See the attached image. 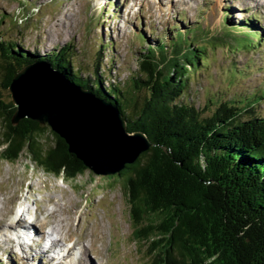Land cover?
Masks as SVG:
<instances>
[{
    "label": "trees",
    "instance_id": "16d2710c",
    "mask_svg": "<svg viewBox=\"0 0 264 264\" xmlns=\"http://www.w3.org/2000/svg\"><path fill=\"white\" fill-rule=\"evenodd\" d=\"M255 22L239 26L227 17L226 36L211 44L199 42L200 26L183 32L171 25L174 36L168 43L158 36L155 48L138 34L144 79H134V90L117 81L104 85L103 56L111 46L103 42L91 70L74 62L71 44L42 55L0 35L3 159L14 163L26 152L46 173L67 180L88 170L47 125L27 118L12 124L16 107L9 87L14 77L30 65L48 64L68 82L115 106L128 132H141L150 141L149 150L117 174L125 180L135 239L149 244L154 264H264V115L255 114L264 89L259 97L221 100L210 115L189 98L196 72L209 65V48L228 40L238 51L261 46L263 32L243 29ZM228 73L235 77L244 71L235 67Z\"/></svg>",
    "mask_w": 264,
    "mask_h": 264
},
{
    "label": "rangeland",
    "instance_id": "374dc122",
    "mask_svg": "<svg viewBox=\"0 0 264 264\" xmlns=\"http://www.w3.org/2000/svg\"><path fill=\"white\" fill-rule=\"evenodd\" d=\"M227 17L239 26L256 20L243 29L245 33L263 32L261 46L238 51L228 40L209 48V65L200 66L196 72L189 98L204 115H210L221 100L262 95L264 0H0V35L42 55L71 44L77 56L74 62L91 70L99 60L97 51L103 42L111 46L103 56L106 67L101 72L108 80L104 85L117 81L124 89L134 90V79H144L139 63L144 49L138 34L143 33L155 48L158 36L166 43L174 36L169 32L171 25L177 24L183 32L200 26L199 42L211 44L213 39L226 36ZM235 67L244 74H229ZM137 86L143 84L137 81ZM255 114L264 115V99L255 105ZM2 151L0 147V264H37L33 253L25 255L23 248L12 242L17 232L6 227L20 209L25 211L24 222L34 225L32 229L41 232L38 234L55 228L62 242L72 241V251H76L55 264H82L84 253L87 264L155 263L149 244L135 239L124 178L98 175L88 169L67 180L46 173L26 152L13 163L3 159ZM33 230L29 233L36 234Z\"/></svg>",
    "mask_w": 264,
    "mask_h": 264
},
{
    "label": "water",
    "instance_id": "95a60500",
    "mask_svg": "<svg viewBox=\"0 0 264 264\" xmlns=\"http://www.w3.org/2000/svg\"><path fill=\"white\" fill-rule=\"evenodd\" d=\"M9 91L16 107L13 125L26 118L47 125L98 175L120 173L151 147L143 133L128 132L115 106L68 82L48 64L17 73Z\"/></svg>",
    "mask_w": 264,
    "mask_h": 264
},
{
    "label": "bare ground",
    "instance_id": "6f19581e",
    "mask_svg": "<svg viewBox=\"0 0 264 264\" xmlns=\"http://www.w3.org/2000/svg\"><path fill=\"white\" fill-rule=\"evenodd\" d=\"M20 211L22 213L20 212L21 214H14V218H12V220L9 224L10 226H8V224H7L6 227H8L13 232L14 231L17 232V234H14V237H12V240H13L12 242L14 244L17 243V246L22 247L24 254L26 253L25 255L29 256V253L30 254L33 253L32 254L33 257H37V264L39 263V260L41 258H43V261H44V262L42 261L41 264H47V263L55 264V262L61 261L62 258H68L69 256L73 255V251H74V250L72 251L73 245L70 244L72 241L70 243H69V241L65 242V243H64V241L62 242L61 236L55 231V228L52 230V232L47 230V231H44L43 235L38 234L41 232H39V231L37 232V230H33V229H35L33 227L34 225H30V226L28 225L27 226V224L24 222V218L26 217L25 211H23L22 209H20ZM34 221H36V216H35ZM20 227H22V228H20ZM32 227H33V229H32ZM30 230L31 231L33 230L36 234L29 233ZM61 230L62 229L60 228V231ZM26 232H27V236H26ZM50 233H52V234L54 233L53 235L55 237H53V235H51ZM56 235H58L60 237H58ZM49 239L51 242H50V246L47 247L45 243ZM30 248H35L36 250L32 252V249H30ZM28 251H30V252L28 253ZM77 252H78V249H77ZM82 252H81V256H82ZM28 256H26V257H28ZM86 257H87V255H86V253H84V255L81 258L82 264H87V262L85 260Z\"/></svg>",
    "mask_w": 264,
    "mask_h": 264
}]
</instances>
